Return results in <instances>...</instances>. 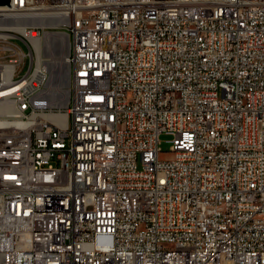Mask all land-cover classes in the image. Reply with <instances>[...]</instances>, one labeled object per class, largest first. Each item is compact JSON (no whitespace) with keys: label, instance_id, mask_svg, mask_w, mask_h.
I'll list each match as a JSON object with an SVG mask.
<instances>
[{"label":"built area","instance_id":"built-area-1","mask_svg":"<svg viewBox=\"0 0 264 264\" xmlns=\"http://www.w3.org/2000/svg\"><path fill=\"white\" fill-rule=\"evenodd\" d=\"M8 11L65 30L66 105ZM0 12V264H264V0Z\"/></svg>","mask_w":264,"mask_h":264},{"label":"bare ground","instance_id":"bare-ground-1","mask_svg":"<svg viewBox=\"0 0 264 264\" xmlns=\"http://www.w3.org/2000/svg\"><path fill=\"white\" fill-rule=\"evenodd\" d=\"M2 6H9V4ZM0 19H3V12H0ZM5 23L9 24L3 25L2 27L16 31L31 41L35 49L37 63L41 61L42 52L47 54V56H53V54H57L58 51L61 52L63 55L61 61L53 58L51 61L43 63L45 70L50 74L48 83L49 98L46 102L58 106L66 105L69 84V65L67 62L69 43L67 36H65V30H58V32L54 33H45L43 38H38L34 33L26 29L28 25H31V22L23 19L19 20L17 11L5 12ZM44 24L51 25L52 22ZM32 91L33 84H26L23 86V94H30ZM36 99L39 100L42 98L37 97ZM8 111H10L8 108H0V114L8 113ZM160 134L161 133H156V140H159Z\"/></svg>","mask_w":264,"mask_h":264},{"label":"rangeland","instance_id":"rangeland-1","mask_svg":"<svg viewBox=\"0 0 264 264\" xmlns=\"http://www.w3.org/2000/svg\"><path fill=\"white\" fill-rule=\"evenodd\" d=\"M33 33L35 34V32H33ZM16 43L23 45V43H21L19 40H16ZM49 56H47V54H45L44 52H42L41 59L44 60L45 62L46 61H51L53 58L54 59H57L58 61H61L63 55L61 54L60 51H58L57 54L55 53V54H53V56H50V57ZM159 140H160L159 148L161 149V151L168 152L169 149H170V146H171V142H170L171 141V137L169 135H166V133H161L159 135Z\"/></svg>","mask_w":264,"mask_h":264},{"label":"water","instance_id":"water-1","mask_svg":"<svg viewBox=\"0 0 264 264\" xmlns=\"http://www.w3.org/2000/svg\"><path fill=\"white\" fill-rule=\"evenodd\" d=\"M8 4H9V0H0V6L8 5Z\"/></svg>","mask_w":264,"mask_h":264}]
</instances>
